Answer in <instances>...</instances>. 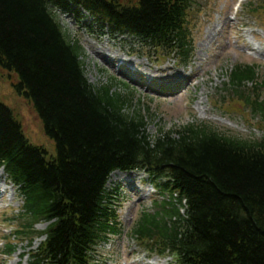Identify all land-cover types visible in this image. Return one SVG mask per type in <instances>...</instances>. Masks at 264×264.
<instances>
[{
    "label": "trees",
    "instance_id": "obj_1",
    "mask_svg": "<svg viewBox=\"0 0 264 264\" xmlns=\"http://www.w3.org/2000/svg\"><path fill=\"white\" fill-rule=\"evenodd\" d=\"M181 2L0 0V68L16 73L18 94L55 145L50 158L31 147L0 105V165L24 196L26 214L52 221L36 264H92V249L117 234L106 178L134 168L165 178L161 192L186 202L184 217L171 203L143 213L134 236L170 250L179 264H264V138L243 141L204 126L146 136L142 118L87 82L79 48L51 10L80 6L115 30L164 43L183 36ZM174 43L184 52L185 38ZM250 74L235 69L232 84ZM252 105L264 116V104Z\"/></svg>",
    "mask_w": 264,
    "mask_h": 264
},
{
    "label": "rangeland",
    "instance_id": "obj_2",
    "mask_svg": "<svg viewBox=\"0 0 264 264\" xmlns=\"http://www.w3.org/2000/svg\"><path fill=\"white\" fill-rule=\"evenodd\" d=\"M195 1L198 9L190 17V25L193 30V36L191 37L195 42V52L193 55L195 57L194 61L201 67L204 62L202 58H205V56L209 57L206 65L204 66V68L209 70L212 77L209 94L214 96V100L217 99L219 103L223 101L230 102L231 98L226 97L227 95L222 92L223 83L226 82L225 77H223V72L227 68H231L238 64L256 65L260 81L264 82V25H260L257 18L249 16L247 12L242 11V9L239 11V18L235 22H232L234 19V12L233 10L230 12V3L233 2V0ZM249 1H254L255 6H259L260 4L259 0H247V2ZM262 12L263 11L259 12L261 16ZM208 15H211L215 21L218 15L221 19H219L218 23H214L212 20L210 26L203 27L202 31H200V29H196L199 23L207 19ZM225 16H228V19L231 21H229ZM57 17L59 23L72 41L78 43L81 49V62L84 67L86 79L91 85L95 87L111 86L109 82L110 78L113 77L124 81L121 77L117 76L111 68L106 67L99 59H96L91 55V51L88 49L87 43L84 40L85 38L88 40L93 39L95 43V45L91 46L93 52L96 48L100 47L102 49H106L104 45L101 46L99 43L103 42L109 45V40L105 42L103 38L97 42V39L93 37L94 35H92L95 34L94 32L97 28L93 26V28L88 29L87 27L90 23L88 14L71 13L69 15H59ZM248 24H256L257 26L250 27ZM262 24H264L263 21ZM90 31H92V34ZM219 39L222 44L225 42L229 43L233 48L226 46L225 49H222V44L219 42ZM115 40L117 41L118 46L116 48L121 49L122 53L126 54L128 51L127 46L124 47V43H120L119 38H115ZM115 44L116 43L112 40V45ZM113 47L114 46L110 47L109 45L112 53H114ZM240 47L243 48L244 52L242 49L238 50ZM257 47L260 51L255 52V55L250 51V49L254 50ZM133 50L141 52V50L136 46L133 47ZM144 52L145 51H142L141 53ZM243 55L244 57L247 56V59L242 57ZM257 55L262 57H258ZM108 56H110V59L112 58L110 53H108ZM141 60H143V58ZM111 65L113 66V64ZM132 66L137 65L133 64ZM166 66L168 65L166 64ZM139 68L144 71L142 67ZM197 73H200V75L197 77V82L199 81V84L196 88H201L200 96H204L209 88L210 77L199 69ZM15 77H17L15 72L0 69V104L12 110L16 119L20 122L23 134L27 138L28 142L34 146H40L47 150L48 153H51L52 147L43 134L40 121L33 112L30 104L23 98L19 97L22 95H19L16 90L15 85L17 83ZM202 86L206 88L204 89ZM129 87L133 91L135 102L141 104L140 114L144 118V134L149 137H156L160 131H176L180 127L187 124L200 122L211 125L214 129L221 133L226 132L230 135L240 136L245 139H253L252 136L259 137L261 134L256 130L247 128V125L249 124H259L256 122L258 120H251L249 112H247L246 116H244L243 113L244 110H246V107L237 106V113L225 115L223 114L224 112H222L223 108L218 110L215 107L218 110L217 111L212 104L209 103L210 106L207 105L205 99H201L202 101L198 100L199 102L194 101L196 98H194L195 93L192 90H189L188 92L186 90L184 94L181 95L180 100H175L174 98H156L152 100L150 99V96H153L154 94H146L143 89L133 87L132 85ZM198 92L200 93V91ZM126 93L127 92L121 85L115 86V89H113V95H125ZM218 98H221V100ZM190 99H192L193 102L191 106H189V109H185L184 106ZM203 101H205L206 104ZM209 101L211 102V99H209ZM197 103L199 106H197ZM200 103H203V105ZM175 106L177 107V111L172 113ZM204 107H206V109ZM132 111L133 109L130 110L131 113ZM214 111H217V113ZM125 112H128V110ZM236 114H239L240 116H237ZM121 175L125 174H121V172L112 173L108 181V184L110 182L109 185L114 183L119 184L111 186L110 189L117 197L119 205L117 214L121 225V232L117 238H112L106 245L98 248L96 258L99 264H126L125 257L128 256L132 250L140 251V255L137 256L138 259L143 258L145 254L148 253L142 246L135 243L129 237V231L142 211L153 212L156 209L155 204L160 203V198L157 194L153 193V189L150 185L141 184L137 180L134 181L133 184H129L125 180H117L118 176ZM2 176H4V174L0 175V187L2 188L0 190V197L3 196L4 193L5 194L1 198L0 202V252L3 249L2 244L8 242L11 231L14 230V225L19 227V224H17L18 222H16L17 220H11L9 222L10 224H7L5 221L10 220L8 218L11 216L15 218L20 210V202L17 201L11 186L8 183L4 184V177ZM112 177L115 178V181L111 180ZM129 185H131L132 188L135 186V189H128ZM43 228L44 226L41 225L37 227V230H42ZM17 242L18 240L14 239V243L17 244ZM39 242L40 241H36L33 248H36ZM28 252L29 249L27 248L26 243L22 242L18 245L16 254L10 259H7L0 254V264H27L28 261L26 258L21 259L20 256L19 260L16 256L22 253L27 254ZM109 260H111V262Z\"/></svg>",
    "mask_w": 264,
    "mask_h": 264
},
{
    "label": "bare ground",
    "instance_id": "obj_3",
    "mask_svg": "<svg viewBox=\"0 0 264 264\" xmlns=\"http://www.w3.org/2000/svg\"><path fill=\"white\" fill-rule=\"evenodd\" d=\"M93 37H95L97 39V42H98V40L104 38L101 33L94 35ZM208 38H207V40H208ZM84 40L87 43L88 49L91 51V55L94 56L96 59H99L103 64L109 65L107 63V61L109 59L108 53H112L110 48H109V45H107L103 42L99 43L101 46L104 45V47L106 49H102L100 47V48H96V50L93 52L92 48H91V46L95 45L93 39L88 40L87 38H85ZM104 40H105V42L108 41L107 37H105ZM250 50H252V49H250ZM254 51L257 52L258 50H254ZM135 58H136V56H135ZM130 63H131V65L136 64L138 68L142 67L144 69V71L149 73L151 76H153L154 79L161 81V85H165L166 88L176 86V89L178 91L171 96L175 100L179 99L181 97V95L184 94L185 89L191 87L192 85H193V89H195L199 84V81L197 82V77H198V75H200V73H197V72L192 77L188 78L187 75L184 73V71H178L179 69L176 70V69L170 68L168 66L153 68V66L149 62L148 63H143L141 61L138 62L136 59L133 61H130ZM202 85H203V83H202ZM200 104L203 105V103H200ZM179 105H178V107H179ZM179 109H180V107H179ZM176 111H177V107L175 106L172 113H175ZM111 180L115 181V178L112 177ZM117 180H120V181L125 180L129 184H133L134 177H132V175H130V176H122L121 175V176H118ZM138 181H140V179H138ZM4 184H6V182H4ZM1 189L2 188L0 187V190ZM128 189L133 190V189H135V186L132 188L131 185H129ZM0 202H1V197H0ZM137 253L138 252H134L133 254L131 253L130 255L125 257L126 264H170L169 260H163L162 258H157L152 263H146L143 259H135V256L137 255Z\"/></svg>",
    "mask_w": 264,
    "mask_h": 264
}]
</instances>
